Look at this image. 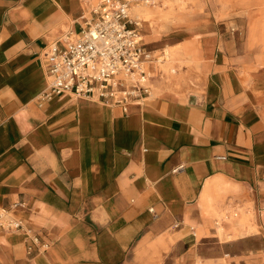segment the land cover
I'll return each mask as SVG.
<instances>
[{"label": "crops", "instance_id": "1", "mask_svg": "<svg viewBox=\"0 0 264 264\" xmlns=\"http://www.w3.org/2000/svg\"><path fill=\"white\" fill-rule=\"evenodd\" d=\"M98 1L0 0V209L23 222L0 233V264H264V43L247 35L264 1L226 0L246 39L210 13L144 6L147 52L177 49L167 81L126 109L40 102L44 47Z\"/></svg>", "mask_w": 264, "mask_h": 264}, {"label": "built area", "instance_id": "2", "mask_svg": "<svg viewBox=\"0 0 264 264\" xmlns=\"http://www.w3.org/2000/svg\"><path fill=\"white\" fill-rule=\"evenodd\" d=\"M134 1H98L79 33H66L59 41L44 47L47 85L38 95L40 102L68 93L95 97L126 109L130 103L149 95L148 81L152 76L147 73L146 64L156 55L151 57L145 49L142 21L131 13ZM22 206L23 202H15L10 208ZM21 229V219L10 209H0V233ZM32 242L41 249L50 244L39 233L32 237Z\"/></svg>", "mask_w": 264, "mask_h": 264}, {"label": "rangeland", "instance_id": "3", "mask_svg": "<svg viewBox=\"0 0 264 264\" xmlns=\"http://www.w3.org/2000/svg\"><path fill=\"white\" fill-rule=\"evenodd\" d=\"M159 0H155V3H149L145 5L143 0H136L131 3V13L132 16L140 19L141 22V30L145 27H151L154 25V17H148L146 14L141 11L144 6L154 7L158 5ZM161 7L165 8L164 13L161 15L165 20L170 19L172 17L169 14L170 11H173L177 14H186L190 13L192 9H194V13L196 15H208L210 13L212 18H216L218 20H224L225 22L231 23L230 30L239 35V37L246 39V17L243 12H235L230 7L228 1L226 0H163L161 1ZM152 4V5H150ZM147 20L152 21V25H149ZM142 33V31H141ZM142 39L144 40V36L142 34ZM257 46V45H256ZM176 48L166 47L160 51H156L153 54H149L151 57L155 56V59L152 58L147 65V73H149L152 77L148 81L150 88H152V82L155 79L162 78L164 80H168V73L166 71V63H168L171 59V54L174 53ZM151 65H155V68L152 69ZM223 264H228L224 262Z\"/></svg>", "mask_w": 264, "mask_h": 264}, {"label": "bare ground", "instance_id": "4", "mask_svg": "<svg viewBox=\"0 0 264 264\" xmlns=\"http://www.w3.org/2000/svg\"><path fill=\"white\" fill-rule=\"evenodd\" d=\"M263 1L264 0H237L236 3L241 5V6H247L250 3L263 2ZM263 17H264V15H263ZM247 35H250V36L254 37V39L264 43V19H260L258 21L254 20V22H252L249 26V29L247 31Z\"/></svg>", "mask_w": 264, "mask_h": 264}]
</instances>
